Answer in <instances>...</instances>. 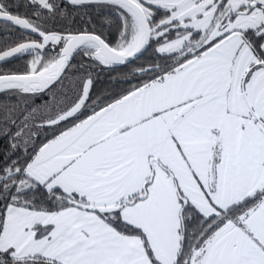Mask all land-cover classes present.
<instances>
[{
    "label": "snow or ice",
    "instance_id": "1",
    "mask_svg": "<svg viewBox=\"0 0 264 264\" xmlns=\"http://www.w3.org/2000/svg\"><path fill=\"white\" fill-rule=\"evenodd\" d=\"M0 264H264V0H0Z\"/></svg>",
    "mask_w": 264,
    "mask_h": 264
},
{
    "label": "trees",
    "instance_id": "2",
    "mask_svg": "<svg viewBox=\"0 0 264 264\" xmlns=\"http://www.w3.org/2000/svg\"><path fill=\"white\" fill-rule=\"evenodd\" d=\"M0 35H2V34H0Z\"/></svg>",
    "mask_w": 264,
    "mask_h": 264
}]
</instances>
